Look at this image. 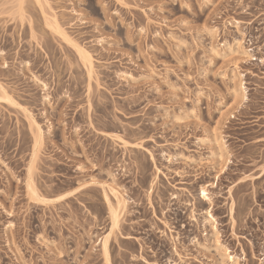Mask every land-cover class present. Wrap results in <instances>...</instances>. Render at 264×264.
Wrapping results in <instances>:
<instances>
[{"label":"rangeland","instance_id":"374dc122","mask_svg":"<svg viewBox=\"0 0 264 264\" xmlns=\"http://www.w3.org/2000/svg\"><path fill=\"white\" fill-rule=\"evenodd\" d=\"M235 262L264 264V0H0V264Z\"/></svg>","mask_w":264,"mask_h":264},{"label":"bare ground","instance_id":"6f19581e","mask_svg":"<svg viewBox=\"0 0 264 264\" xmlns=\"http://www.w3.org/2000/svg\"><path fill=\"white\" fill-rule=\"evenodd\" d=\"M80 54L82 56L83 62L87 65V67H90L91 61H90V58L87 55V53L83 50H80ZM238 89H239V92H238L239 95L243 96L244 92H243V88L241 86V82H239ZM235 94L237 95L236 91H235ZM30 128H31L30 130H31L32 135H33V159H34L36 154H37L38 148L41 146L43 133H42L39 125H37L36 122L34 123L33 120H32V123H30ZM220 147H222V146L220 145ZM221 149L222 148H219L220 151H221ZM33 169H34V166L32 165V162H31L27 168V190L32 196L38 197L36 187L32 181L33 180L32 179ZM109 190H110V188H109ZM110 192L113 193L115 201H112L107 193H104V195H103V199L105 200V203L107 205V210H108V214H109V218H110V222H111L110 223L111 224L110 232L107 235H105L100 241L101 249L103 251V255L106 258L105 260H107V263L109 262L108 261V240H109V236H110V233H112V230L118 226V222L120 220V215H121V213H123L122 210L124 208V202H125L124 201L125 198L123 197L124 198L123 199L122 197H120L117 194L116 190L114 191V189H112ZM228 259L231 260L233 258L231 256H228ZM233 264H237V263L235 262Z\"/></svg>","mask_w":264,"mask_h":264}]
</instances>
